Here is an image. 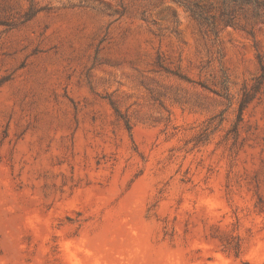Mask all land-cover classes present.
I'll return each instance as SVG.
<instances>
[{
    "label": "rangeland",
    "instance_id": "374dc122",
    "mask_svg": "<svg viewBox=\"0 0 264 264\" xmlns=\"http://www.w3.org/2000/svg\"><path fill=\"white\" fill-rule=\"evenodd\" d=\"M0 264H264V0H0Z\"/></svg>",
    "mask_w": 264,
    "mask_h": 264
}]
</instances>
